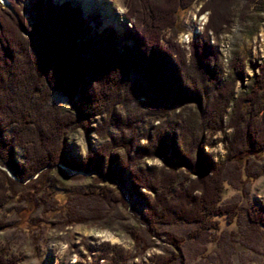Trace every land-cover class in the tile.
<instances>
[{
    "label": "trees",
    "instance_id": "obj_1",
    "mask_svg": "<svg viewBox=\"0 0 264 264\" xmlns=\"http://www.w3.org/2000/svg\"><path fill=\"white\" fill-rule=\"evenodd\" d=\"M6 1L0 5V166L14 179L0 169V209L16 195L15 185L35 188L55 168L63 177L66 169L92 174L127 191L132 215L139 210L148 230L177 222L205 230L215 226L213 216L235 213L220 201L226 164L264 152V60L247 91L234 95L243 66L233 56L224 75L209 41L208 32L218 35L229 24L236 0H206L199 12L209 10L207 19L187 49L173 37L179 13L194 0H126L131 29L121 35L112 27L99 29L97 16L85 21L68 0H32L27 8ZM242 1L243 18L255 1ZM54 92L68 99L70 109L50 101ZM75 129L101 137L81 157L67 153L66 137ZM227 129L224 155L213 161L204 147L214 142L205 133ZM154 157L160 165L145 163ZM260 172L264 166L244 174L251 179ZM83 194L125 206L107 186ZM248 216L264 226V205ZM5 224L0 217V229ZM129 231L140 236L136 227ZM162 233L174 252L156 264H171L180 259L183 237ZM120 251L104 255L106 264H126ZM6 253L0 244V264H15L18 258Z\"/></svg>",
    "mask_w": 264,
    "mask_h": 264
},
{
    "label": "rangeland",
    "instance_id": "obj_2",
    "mask_svg": "<svg viewBox=\"0 0 264 264\" xmlns=\"http://www.w3.org/2000/svg\"><path fill=\"white\" fill-rule=\"evenodd\" d=\"M31 1L16 0V3L27 8ZM69 1L84 9L81 0ZM205 1L194 0L179 13V29L173 41L185 49L193 34L201 32L207 19L209 10L199 12ZM253 1L242 18L239 9L243 1L236 0L229 24L218 35L208 32L224 75L228 74L227 62L233 56H237L243 66L244 77L242 82H235L234 95L247 91L256 64L264 60V0ZM104 2L117 15H123L126 10V0ZM0 5L9 4L0 1ZM23 14L30 15L29 12ZM95 16L101 28L103 16L99 10L86 13L85 21L91 23ZM124 28L131 29L130 22L125 21ZM116 30L121 35L122 31ZM164 32L167 37L168 31ZM50 101L62 110L70 109L68 99L58 92L51 95ZM228 133V129L225 134L205 133V137L210 136L214 142L204 147L213 161L223 157L222 138ZM100 140L95 134L87 136L80 129L72 130L66 137L67 153L81 157ZM15 158L21 161V149H15ZM160 162L159 157L145 160L147 165L158 166ZM263 166L264 152L258 159L227 162L220 201L233 206L235 213L213 216L215 226L205 230H198L191 222L157 224L155 229L148 230L141 222L139 210L132 215L127 191L117 189L116 184L105 179L95 180L92 174L66 169L67 176L63 177L54 168L35 188L15 185L16 195L0 209V217L6 223L0 229V244L7 245L5 258H18L15 264H106L108 259L103 256L109 257L120 249L126 264H156L159 256L169 257L174 252L162 233L168 231L183 237L180 259L175 257L171 264H264V226L253 223L248 216L264 205V172L251 179L244 174L260 171ZM59 168L64 169V166L59 164ZM104 186L110 187L113 195H122L125 206L119 201L101 203L83 194L88 188L97 191ZM23 191L29 194L21 196ZM133 227L138 228L139 237L130 233Z\"/></svg>",
    "mask_w": 264,
    "mask_h": 264
},
{
    "label": "bare ground",
    "instance_id": "obj_3",
    "mask_svg": "<svg viewBox=\"0 0 264 264\" xmlns=\"http://www.w3.org/2000/svg\"><path fill=\"white\" fill-rule=\"evenodd\" d=\"M81 1L84 4V9H83L85 10L84 12L88 13L92 10L100 11V13L103 16L102 18L103 26H110L119 29L120 31L123 30V25L125 20L122 18V13H119V15H117L115 11L110 10L109 7L105 5L104 0H81Z\"/></svg>",
    "mask_w": 264,
    "mask_h": 264
},
{
    "label": "water",
    "instance_id": "obj_4",
    "mask_svg": "<svg viewBox=\"0 0 264 264\" xmlns=\"http://www.w3.org/2000/svg\"><path fill=\"white\" fill-rule=\"evenodd\" d=\"M4 2H5V0H3ZM83 14H84V11H83ZM124 18V17H123ZM124 20L127 22V20L124 18ZM115 29V28H114ZM125 29V28H124ZM116 30V29H115ZM116 32H118L117 30H116ZM0 169H2V170H4L6 173H7V175L9 176V177H11L12 179H14V177L11 175V173L6 169V168H4V167H2V166H0Z\"/></svg>",
    "mask_w": 264,
    "mask_h": 264
}]
</instances>
